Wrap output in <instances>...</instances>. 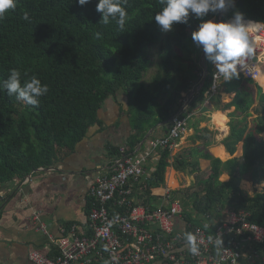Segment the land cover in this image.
I'll list each match as a JSON object with an SVG mask.
<instances>
[{"label":"trees","instance_id":"trees-1","mask_svg":"<svg viewBox=\"0 0 264 264\" xmlns=\"http://www.w3.org/2000/svg\"><path fill=\"white\" fill-rule=\"evenodd\" d=\"M97 3L92 0L81 7L77 0H17L15 10L0 19V190L34 171L53 167L64 154L74 152L99 122L106 100L120 93L129 100L134 134L123 151L112 148L111 156L119 161L134 155L152 128L170 131L173 118L183 110L193 85L201 78L204 53L191 34L201 22L223 12L210 11L203 20L190 13L187 24L174 23L171 31L164 32L154 19L164 6L161 0H127L129 17L121 31L114 22L99 24ZM230 8L223 22L239 12L244 22L264 23V0H239ZM24 13L29 20L23 19ZM157 48L160 72L151 85H146L145 74L154 63L151 53ZM207 67L208 76L197 100L203 101L213 86L214 71L209 61ZM12 69L20 71L22 83L35 76L48 86L38 106L9 96L3 89ZM261 77L264 85V75ZM226 87L227 93H236L233 105L245 123L233 126L227 147L233 154L244 142V163L232 160L224 165L205 153L203 159L211 162V174L201 181L197 192L188 191L187 197L192 198L193 211H245L251 223L264 227V192L250 196L240 188L242 180L248 178L255 184L264 183V140L260 137L264 132V92L243 75L227 82ZM258 101L262 112L257 110V127L253 129L250 119ZM171 153L170 148L160 151L156 170L139 196L143 204L162 196ZM175 167L181 172L193 168L192 174L201 170L198 163L181 157ZM225 173L229 180L222 181ZM90 209L91 202L88 213Z\"/></svg>","mask_w":264,"mask_h":264},{"label":"crops","instance_id":"crops-1","mask_svg":"<svg viewBox=\"0 0 264 264\" xmlns=\"http://www.w3.org/2000/svg\"><path fill=\"white\" fill-rule=\"evenodd\" d=\"M210 65L215 73V66L211 62ZM254 82L264 92L263 83L260 80ZM226 83L220 78L218 90L208 92L203 101L197 100L198 94L191 99L190 94L187 96L183 110L178 113L188 120L187 130L172 145L171 166L166 173L162 195L167 188L176 192L186 191L206 180L211 174V162L203 159L207 152L224 165L232 160L244 163V142L236 146L233 154L227 147L233 126H243L245 123H241L243 117H239L241 114L233 105L236 93H227ZM198 87L196 82L191 91ZM260 107L261 103L259 105L258 101L250 119L249 126L253 129L257 127L255 119L259 116L257 110L261 111ZM216 113L224 114L225 129L221 126L222 120L214 118ZM205 131L207 133H203ZM164 132L156 127L154 138L149 139L141 149L139 147L136 153L145 152L151 140L169 133ZM133 134L129 100L125 93H120L106 100L99 111V122L89 129L74 152L64 154L51 168L39 169L23 180L16 179L6 184L0 190V264H35L31 260L34 252L51 259L56 258L59 254L57 241L70 227H76L78 236L88 235L90 191L97 179L112 174L116 158L111 156V149L120 148L123 151ZM260 137L264 140V132ZM179 157L186 158L193 164L198 163L201 170L187 177L175 167V161ZM159 159L160 153L149 161L151 171L156 170ZM192 170L193 168L187 169L189 172ZM171 171L175 172L177 188L171 187L168 182ZM184 179L187 180L186 183ZM221 180H229L228 174L225 173ZM263 184H255L248 178L242 180L240 188L254 196L264 192ZM161 197L151 204H155V207L161 205ZM36 215L39 219L35 221L33 217ZM41 224L46 225L47 234L40 229Z\"/></svg>","mask_w":264,"mask_h":264},{"label":"built area","instance_id":"built-area-1","mask_svg":"<svg viewBox=\"0 0 264 264\" xmlns=\"http://www.w3.org/2000/svg\"><path fill=\"white\" fill-rule=\"evenodd\" d=\"M251 36L257 48L249 63L263 69L264 29ZM240 75L259 81L262 71L245 69ZM219 80L213 81L211 91L218 90ZM187 122L176 115L166 136L151 140L145 152L127 156L122 164L117 165L122 159L116 161L111 175L97 179L90 191L88 235L78 236L76 227H70L57 241L56 258L34 252L31 260L35 264H264V227L251 223L245 211L199 213L191 206L192 212L187 213L174 195L176 191L168 188L157 207L139 199L154 172L149 161L160 151L172 149L186 133ZM117 210L119 214H113ZM38 219V215L33 217ZM40 229L48 233L45 224ZM187 233L197 237L196 255L189 251ZM215 235L224 241L219 251L209 242Z\"/></svg>","mask_w":264,"mask_h":264},{"label":"clouds","instance_id":"clouds-1","mask_svg":"<svg viewBox=\"0 0 264 264\" xmlns=\"http://www.w3.org/2000/svg\"><path fill=\"white\" fill-rule=\"evenodd\" d=\"M79 6L84 7L92 0H77ZM163 8L155 15L157 25L164 32L171 31L174 23L187 24L189 15L194 14L196 19L203 18L211 11L212 13L224 12L234 6V0H161ZM127 0H98L96 11L101 14L99 24L109 25L115 23L121 31L125 29L129 17ZM17 0H0V19L10 10H15ZM24 20H29L28 13H24ZM264 29V23L244 22L243 15L235 13L234 18L227 22H214L208 20L201 22L197 30L193 31V42L202 48L206 60L211 62L216 69L214 80L222 78L223 82L239 79L245 69L261 72L259 65L249 63L256 55L257 43L252 39L251 33ZM99 38V33L96 34ZM259 39V37H257ZM27 75V73H25ZM9 96L15 95L18 100L25 101L28 105L38 106L39 98L48 92V86L32 76L21 82V73L12 69L7 80L3 82ZM214 118L224 120L223 113H216ZM197 237L192 233L186 234L189 251L196 255L199 247ZM217 251L223 248L224 241L220 235L209 237Z\"/></svg>","mask_w":264,"mask_h":264},{"label":"rangeland","instance_id":"rangeland-1","mask_svg":"<svg viewBox=\"0 0 264 264\" xmlns=\"http://www.w3.org/2000/svg\"><path fill=\"white\" fill-rule=\"evenodd\" d=\"M235 1V0H234ZM220 17V16H219ZM219 17L217 18H214L212 21L214 22H219ZM223 22V21H222ZM196 45V44H195ZM197 48H199L198 46H196ZM159 49H154L151 53V57H152V60H153V66L151 67V69L145 74V77H144V83L146 85H151L152 82H153V79L154 77L156 76V74L158 72H160V66H159V63H160V60H159ZM202 61H203V56H202ZM202 61L200 63V67L203 69V65H202ZM207 62L208 60H206V66H207ZM262 74L264 75V69L262 71ZM202 77V75H201ZM263 77L260 78V80L262 79ZM223 124V122L221 123ZM184 174L188 177V176H191L192 175V172H184ZM187 180L184 179V183H186ZM264 186V184H263ZM192 188V189H191ZM200 188V185L199 186H195L193 185V187H189L187 189H190V190H187L186 191H177V192H174V195L177 197V199L182 203V205L185 207L186 209V212H192L191 210V205H192V198H188L187 197V193L189 191V193H193V192H197ZM260 188H261V185H260ZM155 202V201H153ZM153 206L155 207V204H153Z\"/></svg>","mask_w":264,"mask_h":264},{"label":"water","instance_id":"water-1","mask_svg":"<svg viewBox=\"0 0 264 264\" xmlns=\"http://www.w3.org/2000/svg\"><path fill=\"white\" fill-rule=\"evenodd\" d=\"M238 1H239V0H235V1H234V6L236 5V3H237ZM234 6H232L231 8H233ZM231 8H230V9H231ZM230 9H229V10H230ZM227 12H228V10H226V11L223 12V13H221V15H220V17H219V22H222V19H223L224 15H225ZM202 65H203V69H202V77H201V78L199 79V81H198V86H199V87H198V90L195 89V90H193V91L190 92V95H189V98H190V99L192 98L193 95H196V94H198V93L200 92V90L202 89L203 85H204L205 82H206V79H207V76H208V67L206 66V58H205V54L203 55ZM154 130H155V128H152V129L148 132V134L146 135V137L143 139V141H142V143H141L139 149H141V148L143 147V145H144L147 141H149V139H150L151 135L153 134ZM126 159H127V157H124V158L121 160V162H120L119 164H117V165L122 164Z\"/></svg>","mask_w":264,"mask_h":264},{"label":"bare ground","instance_id":"bare-ground-1","mask_svg":"<svg viewBox=\"0 0 264 264\" xmlns=\"http://www.w3.org/2000/svg\"><path fill=\"white\" fill-rule=\"evenodd\" d=\"M222 122H223V120L221 121V123ZM221 126H222V128L225 129V126L223 124H221ZM169 176L170 177H169V181L168 182H170V186L173 187V188H177L178 183H177V181L175 179V172L171 171Z\"/></svg>","mask_w":264,"mask_h":264}]
</instances>
